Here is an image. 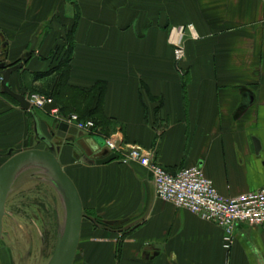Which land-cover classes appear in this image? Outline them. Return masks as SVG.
I'll use <instances>...</instances> for the list:
<instances>
[{
    "label": "crops",
    "instance_id": "1",
    "mask_svg": "<svg viewBox=\"0 0 264 264\" xmlns=\"http://www.w3.org/2000/svg\"><path fill=\"white\" fill-rule=\"evenodd\" d=\"M187 25L195 37L185 36L176 63L171 37ZM68 32L64 84L57 85L59 68L36 78L57 66L61 51L51 54L65 47ZM35 34L10 89L50 94L63 114L92 112L100 130L61 138L51 106L32 109L33 117L0 92V170L18 152L48 150L36 119L82 205L72 264H264V224H237L226 250L222 228L155 197L145 168L86 162L94 158L89 150H106L104 139L116 135L154 151L171 174L201 167L225 198L264 187V0H0V61L19 63ZM32 160L39 159L25 161L14 178ZM14 178L0 264H29V238L43 216L30 219L33 206L18 195L21 187L14 193ZM54 190L56 223L66 226L68 200ZM39 258L48 264L42 251Z\"/></svg>",
    "mask_w": 264,
    "mask_h": 264
},
{
    "label": "built area",
    "instance_id": "2",
    "mask_svg": "<svg viewBox=\"0 0 264 264\" xmlns=\"http://www.w3.org/2000/svg\"><path fill=\"white\" fill-rule=\"evenodd\" d=\"M187 34L195 37L191 25L175 29V35L171 37L170 43L173 46L176 63L185 57L184 39ZM25 99L31 109H45L51 106L47 112L57 123H65L87 134L99 133L100 129L93 120H81L75 113H61L50 96L31 94ZM104 147L109 153L117 155V161L123 164L136 163L145 168L158 200L222 228L223 248L226 250L233 242V230L237 224L249 226L264 224V187L236 197L225 198L217 192L212 181L205 177L199 166L184 168L171 174L157 162L154 151L127 145L116 135L106 137Z\"/></svg>",
    "mask_w": 264,
    "mask_h": 264
},
{
    "label": "water",
    "instance_id": "3",
    "mask_svg": "<svg viewBox=\"0 0 264 264\" xmlns=\"http://www.w3.org/2000/svg\"><path fill=\"white\" fill-rule=\"evenodd\" d=\"M35 43H36V34L32 36L30 41V48L24 54L23 58L19 63L10 65L7 64L5 61H0L1 94L11 98L19 106V108H21L24 111L30 112L33 117H35L34 113L30 108L29 103L26 101L25 96L15 93L10 89L9 79L13 73L20 70L24 66V64L29 61ZM35 130L38 139L46 145L48 150H40L35 148V149L18 152L14 156H12L0 170V238L2 235V219L5 215V202H6L7 194L10 190L12 180L14 178V174L25 161H28L30 159H39L48 166L56 182L61 187L64 194L66 195L69 205V220H68L69 234H68V240L65 250L63 252V255L61 256V259L59 260V262H57L60 254L59 252L60 245L57 244L55 252L53 253V256L51 260L48 262V264H72L76 254L79 235H80V228L82 221L81 201L74 184L68 178V176L63 172L55 156L49 151L52 148V146L49 140L41 134L36 119H35ZM57 130L58 132L56 134L59 135L61 138H63L67 133L72 135L76 134V129L68 126L65 123H58ZM50 135L52 136L54 135V133L51 132ZM255 145L257 150L258 145L257 144ZM80 147H84V144H80ZM11 154L12 151L8 153V156H10ZM89 154H94L93 160L86 161L89 164L104 165L117 160V155L114 153H109L107 150L97 151V149H92L89 150Z\"/></svg>",
    "mask_w": 264,
    "mask_h": 264
},
{
    "label": "rangeland",
    "instance_id": "4",
    "mask_svg": "<svg viewBox=\"0 0 264 264\" xmlns=\"http://www.w3.org/2000/svg\"><path fill=\"white\" fill-rule=\"evenodd\" d=\"M51 55L52 59L57 56L54 53ZM31 94L34 93H27L26 96ZM97 127L100 128L99 126ZM30 162V167L28 165L29 168L27 169L26 167V171L23 170L18 172L14 178L12 186L14 193H16L15 191L18 189V186L19 188L21 187L23 190L20 191L18 195H22V197L33 206L27 212V214L31 216L30 219L35 218L34 220L37 221L38 213L43 216V222L35 223V227L39 234L34 233L31 238H29V245L27 247L28 261L29 264H38L41 251L43 259L45 257L50 261L57 244H59L60 254L57 261L59 262L67 244L69 224L67 223L66 226H62V224L60 225L56 223L57 212L55 205L58 197L57 191L54 190V187L61 191L63 190L58 185L48 166L44 162L39 160H32ZM23 169H25V167H23ZM42 201H44L45 205H49V207H40L39 204ZM7 210L9 212L10 208L8 207ZM21 210L23 211L24 209Z\"/></svg>",
    "mask_w": 264,
    "mask_h": 264
},
{
    "label": "trees",
    "instance_id": "5",
    "mask_svg": "<svg viewBox=\"0 0 264 264\" xmlns=\"http://www.w3.org/2000/svg\"><path fill=\"white\" fill-rule=\"evenodd\" d=\"M67 36L68 37H66L65 39H66V42H69V32H68ZM59 51H61V58L59 59V62L57 64V66L50 68L48 71H46L44 73H37L35 75L36 78H41V77L47 76V75L51 74L52 72H54L57 68H59L60 75H59V80L57 82V85L61 86V85L64 84V80H65V78L67 77V74H68V64H69V60H70V44L66 43L65 47H63L62 50H60L59 48H56V50L54 51V54L57 55V53ZM47 96H51L53 98V96L50 95V94L49 95L47 94ZM5 97H7V96H5ZM7 98H9V97H7ZM9 99L12 100L11 98H9ZM100 101H101V93H100L99 98H98V102H100ZM77 115L79 116V118L81 120L91 119V120H93L95 122V124L97 126H99V123L94 118L92 112H90L89 114L85 113V114H77Z\"/></svg>",
    "mask_w": 264,
    "mask_h": 264
}]
</instances>
